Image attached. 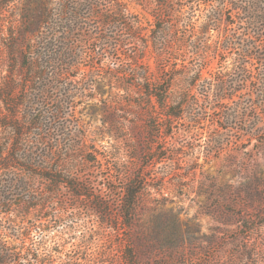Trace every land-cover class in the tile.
Wrapping results in <instances>:
<instances>
[{
	"label": "rangeland",
	"instance_id": "1",
	"mask_svg": "<svg viewBox=\"0 0 264 264\" xmlns=\"http://www.w3.org/2000/svg\"><path fill=\"white\" fill-rule=\"evenodd\" d=\"M12 1L0 36L38 4ZM44 3L54 15L42 34L72 67L44 96L14 69L15 102L24 103L13 115L0 100V157L37 153L35 173L0 170L9 263L264 264V0ZM165 62L175 78L168 104L188 94L177 119L140 90ZM11 70L0 65V81ZM35 115L52 129L33 125ZM135 174L144 189L129 226L115 206L105 217L76 195L84 188L115 203L122 178Z\"/></svg>",
	"mask_w": 264,
	"mask_h": 264
},
{
	"label": "trees",
	"instance_id": "2",
	"mask_svg": "<svg viewBox=\"0 0 264 264\" xmlns=\"http://www.w3.org/2000/svg\"><path fill=\"white\" fill-rule=\"evenodd\" d=\"M12 2V0H0V11L2 15L5 10L10 8ZM53 15L54 13H52V9L49 7V4H45L44 0H38V4L24 8L23 23L18 25V29L16 31L11 30L8 36H5L4 33L0 36V65H7L12 68V70L9 71V74L5 76L4 80L0 81V100L6 106L9 105V110L13 115L17 113L15 109L16 106L21 109L20 105L24 103L22 99L20 101L21 103L18 102L17 104L15 102L17 97L14 94L15 86L12 78L13 73L15 72L14 69L18 68L16 72L19 71L22 74L23 80H25L24 87L28 86V88H30V84L33 86L42 85L43 91H45L42 96H44L45 93H48V89L51 88L56 79L65 75V73L69 71V68L72 67V55L69 52L58 50L59 45L57 41L53 39H46L42 34L46 19L51 18ZM157 21H162V18L159 16ZM243 56L254 55L249 54V52H244ZM135 61L138 60L135 59ZM167 66H169V64H166L165 62L163 63V67H160V80L158 79V81H155V84H152L153 82H149L151 80H148L146 76H142L141 78L143 82L140 85V90L145 99H147V102L144 103H148V105H150L152 100H155L154 102L156 105L162 107L165 116L170 117V119H177L181 118L185 114H188L186 110L181 112L182 108L189 107V102H187L188 94H185L178 104L173 106L168 104V95L174 85L173 82L175 81V78L170 77L165 73L169 70ZM195 81L196 80H193V82ZM227 87L228 86L225 84V81L219 78L216 87L220 93V96L218 97L219 100L226 98L224 92ZM156 113L158 114L160 112ZM226 118L229 119L228 116H226ZM156 119L157 116L154 120ZM32 123L33 125L39 124V127L46 130L45 124H43V117L41 119L40 116L35 115ZM153 125L154 126L152 127L154 130L156 129L153 134L155 136L158 135L159 130H161V125L158 122H155ZM29 129H32V127L28 128V130ZM51 129L52 128H48L47 130ZM149 130L150 128L148 127V133ZM18 133L19 135H22L21 132ZM45 133L46 132H42L39 134L38 141H40V139L45 140ZM24 135H22L21 138H24ZM36 157V152H10L5 157H0V170L12 167L34 172V168L37 167L35 163ZM121 182L122 186L119 187V195L117 196L115 203L111 200L106 202L103 199H91V194L82 192L84 188H82L79 193H76V195L87 196L94 209L99 211V213L105 217L111 215V206H115L118 210V220H120L122 224L129 226L133 223V220L137 216V210L141 202L144 184L138 174L122 178ZM23 189H25V186H23ZM110 191L112 192V190ZM4 253V250L0 249V264H11L9 263V256H5Z\"/></svg>",
	"mask_w": 264,
	"mask_h": 264
}]
</instances>
